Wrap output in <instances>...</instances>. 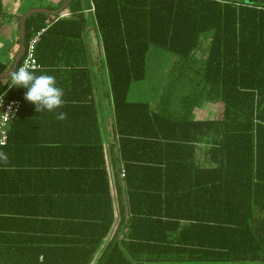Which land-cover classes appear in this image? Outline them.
I'll use <instances>...</instances> for the list:
<instances>
[{"label":"trees","instance_id":"1","mask_svg":"<svg viewBox=\"0 0 264 264\" xmlns=\"http://www.w3.org/2000/svg\"><path fill=\"white\" fill-rule=\"evenodd\" d=\"M86 3L113 121L111 175ZM46 16L27 18L25 47L43 30L34 71L56 77L66 119L31 114L25 89L7 92L21 107L0 146V264H264V0H72ZM2 17L0 3V28ZM151 47L176 58L154 106L129 99ZM208 105L215 116L198 119ZM40 128L54 134L18 133Z\"/></svg>","mask_w":264,"mask_h":264},{"label":"crops","instance_id":"2","mask_svg":"<svg viewBox=\"0 0 264 264\" xmlns=\"http://www.w3.org/2000/svg\"><path fill=\"white\" fill-rule=\"evenodd\" d=\"M61 1L62 0H0L3 13L0 28V61L7 64L8 70L10 69L13 62L12 57L14 54H16L19 48V18L29 10L35 8L52 10V8L58 6ZM83 8L86 12L85 7ZM51 18L52 16L47 15L45 22L47 23L51 20ZM84 31L85 40L87 43L88 65L93 75L94 81V90L96 98L95 100L99 116V131L104 143L105 153L107 156V165L110 172L111 162L109 154V143H111V141L113 140V121L109 100L108 98L104 97L106 87L104 82V75L101 68L103 59L102 51L99 46L96 29L88 16ZM25 110H27V108L23 109L24 112ZM202 110H196L194 112L198 119L205 118L204 112H202ZM32 111L35 112V109L31 108L29 112H31L32 114ZM37 131L38 133L33 132V130L28 131L22 129L18 133L23 137V139H25V136H32L34 134H40L44 138L50 137V135L54 132L50 131L47 128H40ZM86 133L90 134V132L87 131ZM91 134L93 133L91 132ZM12 190L13 187H9V191Z\"/></svg>","mask_w":264,"mask_h":264},{"label":"clouds","instance_id":"3","mask_svg":"<svg viewBox=\"0 0 264 264\" xmlns=\"http://www.w3.org/2000/svg\"><path fill=\"white\" fill-rule=\"evenodd\" d=\"M7 85L4 92H0V104H3L8 90L25 89L24 100L35 106V111L55 112L58 120L66 119L61 109L64 90L57 85L56 77L47 73L36 74L28 65H19L12 70L0 73V86ZM8 155L0 151V161L7 162Z\"/></svg>","mask_w":264,"mask_h":264},{"label":"rangeland","instance_id":"4","mask_svg":"<svg viewBox=\"0 0 264 264\" xmlns=\"http://www.w3.org/2000/svg\"><path fill=\"white\" fill-rule=\"evenodd\" d=\"M207 36V35H206ZM206 36H204L206 38ZM201 39V50L208 47V40ZM199 51V52H200ZM199 53L196 54V59L200 61ZM176 58L167 51L151 47L147 59V75L146 78L137 83H133L129 91V99L133 101H148L154 106L160 99L161 93L164 88L169 84L173 73V64ZM192 86V85H191ZM179 94L176 92L172 101L173 107L178 102ZM216 111V105H208L202 110L204 117L215 116L213 113ZM199 113V112H198ZM197 113V114H198Z\"/></svg>","mask_w":264,"mask_h":264},{"label":"built area","instance_id":"5","mask_svg":"<svg viewBox=\"0 0 264 264\" xmlns=\"http://www.w3.org/2000/svg\"><path fill=\"white\" fill-rule=\"evenodd\" d=\"M92 5L90 9L86 12H92ZM68 14H64L63 16H67ZM43 32L35 33L31 39L28 41L24 56L21 62V65H28L33 70L38 69L39 65L36 62L34 52L36 44L39 41V36ZM21 107V102L14 99H6L4 98L3 104H0V146H4L7 142V132L9 130L10 124L15 119L19 109Z\"/></svg>","mask_w":264,"mask_h":264},{"label":"water","instance_id":"6","mask_svg":"<svg viewBox=\"0 0 264 264\" xmlns=\"http://www.w3.org/2000/svg\"><path fill=\"white\" fill-rule=\"evenodd\" d=\"M71 1L72 0H65L63 2V4L58 9L53 10V11L47 10V9H41V8L31 9L19 18V48H18V51L16 52V54L13 58V62H12V65H11L9 71L14 69L18 65L19 60L21 59V57L24 54V51H25V22H26L27 18L32 16V15H35V14H45V15L47 14L50 16H58L61 12H63L65 9H67V7L71 3ZM85 8H86V10H89L90 6L86 3ZM90 14L91 13L88 12V17L91 16ZM110 175H111V171H110ZM98 257H99V255L96 257V259Z\"/></svg>","mask_w":264,"mask_h":264}]
</instances>
